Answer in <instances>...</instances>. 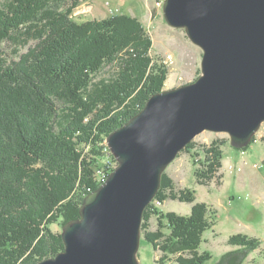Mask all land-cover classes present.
Segmentation results:
<instances>
[{"label":"trees","instance_id":"1","mask_svg":"<svg viewBox=\"0 0 264 264\" xmlns=\"http://www.w3.org/2000/svg\"><path fill=\"white\" fill-rule=\"evenodd\" d=\"M83 1L0 0V264H38L64 250L62 233L52 225L79 218L85 197L103 184L100 174L108 178L115 169L103 164L116 161L107 137L165 90L169 69L153 59V39L142 21L129 14L78 21L74 13ZM107 66L115 68L98 78ZM223 144L191 153H203L195 170L200 184L222 167ZM195 148L192 141L184 150ZM168 199L193 203L191 213L155 206ZM195 200V191L177 190L164 172L142 223L143 238L161 252L157 261L204 264L211 258L198 249L215 211ZM228 243L239 248L217 264H242L260 246L241 233Z\"/></svg>","mask_w":264,"mask_h":264},{"label":"water","instance_id":"2","mask_svg":"<svg viewBox=\"0 0 264 264\" xmlns=\"http://www.w3.org/2000/svg\"><path fill=\"white\" fill-rule=\"evenodd\" d=\"M163 8L204 50L202 75L152 95L107 137L118 166L63 226L64 250L38 264H141L144 212L179 153L203 131L246 148L264 123V0H165Z\"/></svg>","mask_w":264,"mask_h":264},{"label":"rangeland","instance_id":"3","mask_svg":"<svg viewBox=\"0 0 264 264\" xmlns=\"http://www.w3.org/2000/svg\"><path fill=\"white\" fill-rule=\"evenodd\" d=\"M165 0H84L75 10L78 21L102 19L113 14H129L138 17L146 26L153 39L151 55L155 61L167 65L168 78L164 89L193 82L202 75V57L204 50L193 43L183 28L168 24L164 15ZM3 49L11 55V44L6 41ZM26 50V49H25ZM172 60L165 63L167 56ZM115 67H105L98 78L108 76ZM264 123L256 134V140L245 149L235 148L226 132L203 131L194 140L195 150H183L165 171L175 182L177 190L188 188L195 191V202L208 204L215 213L214 224L203 233L199 252H209L211 258L204 264H217L225 252L238 249L228 243L230 236L245 234L260 240V246L248 253L242 264H264ZM215 141H223L222 167L209 184H200L195 174L201 167L193 151L202 150ZM111 168L118 166L116 161L103 160ZM196 163V164H195ZM103 174V173H102ZM102 174H100L102 176ZM193 203L168 199L163 204L155 203L164 212H176L181 215L191 213ZM151 229L158 225L157 217L150 218ZM55 232L62 233L60 223L52 225ZM161 252L155 251L152 244L143 238L138 258L141 264H176L175 261L161 263L157 261Z\"/></svg>","mask_w":264,"mask_h":264},{"label":"built area","instance_id":"4","mask_svg":"<svg viewBox=\"0 0 264 264\" xmlns=\"http://www.w3.org/2000/svg\"><path fill=\"white\" fill-rule=\"evenodd\" d=\"M170 60H172V56L168 55L167 56V59L165 60V63H168ZM101 177H102L101 178V181L104 183L107 180L106 175L105 174H102Z\"/></svg>","mask_w":264,"mask_h":264},{"label":"bare ground","instance_id":"5","mask_svg":"<svg viewBox=\"0 0 264 264\" xmlns=\"http://www.w3.org/2000/svg\"><path fill=\"white\" fill-rule=\"evenodd\" d=\"M103 183V182H102Z\"/></svg>","mask_w":264,"mask_h":264}]
</instances>
